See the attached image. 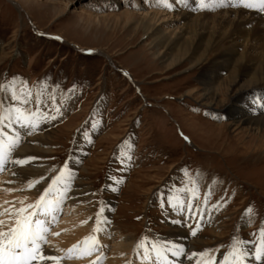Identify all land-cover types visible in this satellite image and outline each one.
I'll use <instances>...</instances> for the list:
<instances>
[{
  "label": "rangeland",
  "instance_id": "1",
  "mask_svg": "<svg viewBox=\"0 0 264 264\" xmlns=\"http://www.w3.org/2000/svg\"><path fill=\"white\" fill-rule=\"evenodd\" d=\"M134 1L0 0V102L48 124L50 152L35 160L48 176L80 160L88 191L80 199L88 201L79 210L94 220L87 237L96 238L91 257L100 264L124 238L133 246L130 264H156L151 245L184 220L206 244L196 249L212 257L234 240L254 246L264 227V134L227 127L220 111L231 99L214 112L187 95L202 90L200 67L164 70L138 25L145 2ZM106 203L108 231L95 221ZM72 214L62 201L55 220L43 217L47 241L67 235Z\"/></svg>",
  "mask_w": 264,
  "mask_h": 264
},
{
  "label": "bare ground",
  "instance_id": "2",
  "mask_svg": "<svg viewBox=\"0 0 264 264\" xmlns=\"http://www.w3.org/2000/svg\"><path fill=\"white\" fill-rule=\"evenodd\" d=\"M143 2L145 4L141 7V11L137 12L138 25H141L145 38L150 39L153 55L163 60L160 61L164 63V70L171 71L183 63H186L189 69L200 67L198 80L202 90H193L187 95L194 97L209 109L214 108L212 109L214 112L217 111L216 108L226 107L231 99L230 105L220 111L221 116L229 118L227 127L231 128L233 133L246 129L247 133L252 132L256 136L264 134V107L254 103L264 100V16H262L264 11L245 9L239 5L233 7L231 0H225L222 7L213 6L210 9H201L194 0H183V2L168 0L171 9L156 3L157 0H143ZM204 2L209 3L210 0ZM136 3L135 0L133 6ZM169 11H174V14H170ZM122 15L125 19L131 17L129 11H124ZM165 16L169 17L165 19ZM171 16L179 22L176 24L179 25L177 29L170 23ZM4 105L5 102L2 100L0 107L3 109L4 120L0 123V139L19 137L17 145L0 165V220L4 221L6 229L8 224L14 222L15 210L29 203H35L52 181V176L46 173L48 169L45 164L35 163L36 159L43 157L42 154L50 152L51 147L46 142L52 133L48 131V124L43 122H36L34 128L25 126L23 122L15 119L14 113L7 111L11 107ZM29 157L32 159L29 160ZM20 159L26 160V163L16 164L15 161ZM69 161L67 169L71 172V177L67 178L68 187L62 201L73 212L70 221L65 224L71 227L68 233L66 231V236L60 235L59 242L50 238L49 242L43 245L45 254L60 257V253L64 251L65 257H61L59 261H48L47 264H100V258H92L95 252L91 253L92 255L83 254L81 251L83 248L77 252L75 249L71 253L67 251L93 233L90 222L94 221L85 213V209L84 213L83 209L79 210L84 204L82 202L88 201L80 199L88 192L80 184L78 175L79 169H82L80 160L74 157ZM30 181H38V183L29 188ZM60 189L63 191L64 185H60ZM52 197H55V194L50 198ZM105 206L99 214L100 219L95 221L98 225L101 222V228L108 231L110 229L108 212L112 204L106 203ZM185 222L186 220L184 223L179 222L177 226L171 225L172 233L165 239L167 243L153 241L162 246L178 244L184 248V253L179 257H173L168 253V264H199L204 259L198 255L203 251H198L193 244H201L205 248L206 244L200 236L194 235L192 241L191 238L188 239L193 231ZM131 245L130 239L124 238L123 242L114 246L112 255L104 260V264H130V252L133 248ZM252 245L246 243L242 245L250 253L245 258L244 264H257L251 255L255 251V245ZM150 252L153 255L152 260L155 261L152 245ZM193 253L197 255L193 256ZM71 254H74V257H70ZM207 255L212 257L208 253ZM215 255L217 257L213 264H220L224 255H217L214 252L213 256ZM137 264L148 263L138 261Z\"/></svg>",
  "mask_w": 264,
  "mask_h": 264
},
{
  "label": "snow or ice",
  "instance_id": "3",
  "mask_svg": "<svg viewBox=\"0 0 264 264\" xmlns=\"http://www.w3.org/2000/svg\"><path fill=\"white\" fill-rule=\"evenodd\" d=\"M183 2V0H178ZM157 3L171 9V4L168 0H157ZM198 7L201 9H210L213 6H224L225 0H210L205 3L204 0H197ZM232 6H242L245 9H258L264 11V0H231ZM0 87H3L0 85ZM12 100H16V93L13 91L11 94ZM259 103V106L264 107V100ZM2 107H0V123L3 122L4 116L2 115ZM7 111L15 114L17 121L23 122L25 126L35 127V117L38 115L36 112L25 114L24 111L17 107L7 109ZM19 142V137L0 139V165L3 164L5 159L10 155L12 149ZM130 158V157H129ZM29 160L32 157L28 158ZM16 164L23 165L26 160L20 159L15 161ZM58 174L52 177V181L48 187L44 189L43 194L35 201L29 203L15 210L14 222L4 227V221L0 220V264H47L48 261H59L61 257L47 255L44 252L43 245L48 243L47 236L49 234L50 221L41 217H51L55 220V212L58 205L62 202L64 192L67 191V178L71 177V172L67 169V164L57 170ZM43 179V177H41ZM38 181H30L28 187H33ZM60 185H64L63 191ZM55 194V198H50ZM172 197H169V204H172ZM182 203V202H181ZM23 205V201H21ZM31 211H28V210ZM251 211V210H249ZM98 231V229H94ZM195 235V232H192ZM57 235V233H52ZM85 247L81 250L83 254H91L93 247L96 243L94 236H89L82 242ZM143 241L138 243L137 247H143ZM243 242L234 240L230 250L224 255L220 264H244L245 258L250 255L242 246ZM78 245L68 249L69 253L77 249ZM255 251L251 253L257 264H264V227L260 229V240L254 246ZM152 253L156 257V264H168V253L173 257H179L184 253V248L178 244H169L162 246L154 243L152 245ZM197 255L196 253L192 254ZM204 259L199 264H213L215 257H208L207 251L198 254ZM144 259L147 261L149 255L145 254Z\"/></svg>",
  "mask_w": 264,
  "mask_h": 264
},
{
  "label": "water",
  "instance_id": "4",
  "mask_svg": "<svg viewBox=\"0 0 264 264\" xmlns=\"http://www.w3.org/2000/svg\"><path fill=\"white\" fill-rule=\"evenodd\" d=\"M13 4V3H12Z\"/></svg>",
  "mask_w": 264,
  "mask_h": 264
}]
</instances>
